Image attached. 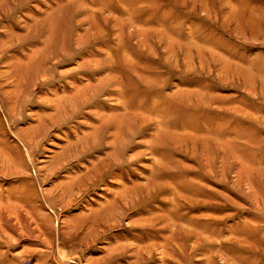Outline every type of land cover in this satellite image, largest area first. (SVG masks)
<instances>
[{
    "label": "rangeland",
    "instance_id": "374dc122",
    "mask_svg": "<svg viewBox=\"0 0 264 264\" xmlns=\"http://www.w3.org/2000/svg\"><path fill=\"white\" fill-rule=\"evenodd\" d=\"M0 264H264V0H0Z\"/></svg>",
    "mask_w": 264,
    "mask_h": 264
}]
</instances>
